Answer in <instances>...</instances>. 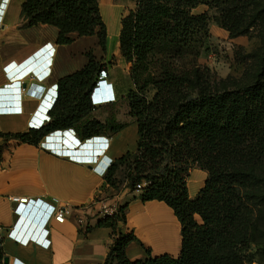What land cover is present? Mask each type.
I'll use <instances>...</instances> for the list:
<instances>
[{"label": "trees", "instance_id": "1", "mask_svg": "<svg viewBox=\"0 0 264 264\" xmlns=\"http://www.w3.org/2000/svg\"><path fill=\"white\" fill-rule=\"evenodd\" d=\"M205 5L207 9H196ZM21 24L59 28L57 42L96 35L106 50L107 27L98 0H24ZM231 37L264 36V0H134L121 18L119 51L131 63L132 82L126 94L129 114L137 125L133 151L111 160L103 171L110 187L137 183L143 200H164L181 223L178 256L130 260L127 245L138 241L121 232L126 204L98 221L116 234L103 264H240L239 250L252 242L264 244V78L263 69L234 87L214 85L211 70L199 64L211 50L210 22ZM74 33L76 35H74ZM264 65V59L262 60ZM106 70L91 54L86 64L60 78L48 120L19 132H0L8 140L38 144L51 131L76 125L91 110L89 94ZM127 125L89 120L84 138L115 134ZM197 166L207 172L203 187L189 197L187 177ZM199 216L200 220L196 218ZM0 254V264L2 263Z\"/></svg>", "mask_w": 264, "mask_h": 264}, {"label": "crops", "instance_id": "2", "mask_svg": "<svg viewBox=\"0 0 264 264\" xmlns=\"http://www.w3.org/2000/svg\"><path fill=\"white\" fill-rule=\"evenodd\" d=\"M23 1L0 0V132L5 133L44 124L56 98L58 80L83 67L87 62L86 51L97 42L96 35H88L59 44V28L55 25L20 27ZM98 3L107 27L108 48L109 22L111 35L117 38L121 18L128 9L118 0H98ZM114 42L119 51V40ZM31 67L37 72L47 70L46 74L39 80L32 78L28 74ZM107 74L105 70L101 77ZM21 80L26 83L25 91L21 89ZM101 82L99 92H103L106 84L117 99L121 93L119 86L108 79ZM31 87L40 91L39 95L30 94ZM88 99L91 110L76 125L49 132L36 145L8 140L2 150L1 264H103L116 234L111 227L97 224L103 219L95 203L99 196L127 205L125 221L118 223L117 231L133 232L138 239L126 247L130 260L146 257V249L152 256L179 255L181 223L172 207L164 200H143L138 189L130 190L125 184L116 190L106 182L100 170L122 154L115 147V137L122 129L115 134L88 138L81 135L80 129L91 119L105 123L106 106L116 99L101 104H92ZM3 141L0 135V143ZM190 173L188 194L194 198L203 187L207 172L194 166ZM11 195L26 196L28 201L18 204L10 199ZM56 205L71 210L64 222L51 217ZM79 216L85 218V225L78 224ZM6 256L8 263L4 262Z\"/></svg>", "mask_w": 264, "mask_h": 264}, {"label": "rangeland", "instance_id": "3", "mask_svg": "<svg viewBox=\"0 0 264 264\" xmlns=\"http://www.w3.org/2000/svg\"><path fill=\"white\" fill-rule=\"evenodd\" d=\"M118 1L124 5L125 10L134 7V0ZM206 9L205 5H200L196 10L202 12ZM209 28L212 48L208 52H203L198 62L211 70L215 81L214 85L219 88L223 86L234 87L250 81L261 67L264 68L262 65L264 36L259 35L256 30L251 35L231 37L227 30L224 33L220 32L218 25L213 21L210 22ZM109 34L110 44L108 48L103 51L97 41L86 51V57L91 54L96 61L103 67L105 66L108 72L106 79L117 84L121 90L116 101L109 107L106 106V121L124 122L123 120H126L127 125L115 137L117 151L124 153L128 150L133 151L137 141V125L127 112L129 107L126 94L132 88V82L129 78L131 63L123 59L120 51H117V44L114 41L118 40V37L115 38L111 35V22H109ZM74 35L76 34L74 33ZM61 56H64L63 53ZM98 79L99 76L96 80ZM257 170L264 173V163ZM196 218L200 220L198 215ZM261 233L264 234V231L259 234L262 235ZM236 260L240 261V264H264V244L252 242L247 248L239 250Z\"/></svg>", "mask_w": 264, "mask_h": 264}, {"label": "built area", "instance_id": "4", "mask_svg": "<svg viewBox=\"0 0 264 264\" xmlns=\"http://www.w3.org/2000/svg\"><path fill=\"white\" fill-rule=\"evenodd\" d=\"M49 43L46 44V46L50 49V47L48 46ZM31 64V63H30ZM32 66V65H30ZM30 68V67H29ZM32 68V67H31ZM47 71V70H46ZM46 71L44 72H37L36 68H32L28 74L31 75L32 78H36V79H40L41 76H43L44 74H46ZM25 84V85H24ZM24 85V87H23ZM105 88L103 90V92L100 94H98V96H103V98H105L106 102H112L115 101V95L113 94V91L111 89V87H109L108 85L104 84ZM26 83L24 81L21 80V89L23 91L26 90ZM30 94L32 95H39L40 91H35L34 89L29 88ZM105 169L100 170L101 173H103ZM147 184L146 181H141L139 183L136 184L135 189H141L142 187H144ZM10 199L13 202H16L18 204H23L26 203L28 201V197L26 196H19V195H11ZM95 203L98 204V215L102 218H105L107 216H113L118 209V203L117 201L108 199V197L106 196H99L98 198H96ZM70 208L67 206H62V205H56L53 209L52 212V218L58 222H64L66 220V216L67 214L70 213ZM77 222L79 225H85V218L83 216H79L77 218Z\"/></svg>", "mask_w": 264, "mask_h": 264}, {"label": "clouds", "instance_id": "5", "mask_svg": "<svg viewBox=\"0 0 264 264\" xmlns=\"http://www.w3.org/2000/svg\"><path fill=\"white\" fill-rule=\"evenodd\" d=\"M106 77H99L98 80H96L95 85L93 86L89 98L92 104H101V103H106L105 98H103V96H98V94L100 93L99 91L102 89V82L103 80H105ZM109 83H111L109 81ZM104 85V84H103ZM102 93V92H101ZM100 93V94H101Z\"/></svg>", "mask_w": 264, "mask_h": 264}, {"label": "water", "instance_id": "6", "mask_svg": "<svg viewBox=\"0 0 264 264\" xmlns=\"http://www.w3.org/2000/svg\"><path fill=\"white\" fill-rule=\"evenodd\" d=\"M4 262L8 263V257L7 256L4 258Z\"/></svg>", "mask_w": 264, "mask_h": 264}]
</instances>
